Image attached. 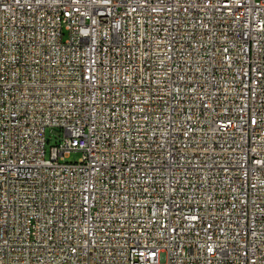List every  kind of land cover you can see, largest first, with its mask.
Wrapping results in <instances>:
<instances>
[{
  "label": "built area",
  "instance_id": "2783aa9c",
  "mask_svg": "<svg viewBox=\"0 0 264 264\" xmlns=\"http://www.w3.org/2000/svg\"><path fill=\"white\" fill-rule=\"evenodd\" d=\"M0 264H264V0H0Z\"/></svg>",
  "mask_w": 264,
  "mask_h": 264
},
{
  "label": "rangeland",
  "instance_id": "374dc122",
  "mask_svg": "<svg viewBox=\"0 0 264 264\" xmlns=\"http://www.w3.org/2000/svg\"><path fill=\"white\" fill-rule=\"evenodd\" d=\"M63 137V135H59V132L55 130L48 129L47 130V157L49 156V148L56 144L60 140V138ZM82 157V153L79 151L72 152L68 159H66V162L68 163H77Z\"/></svg>",
  "mask_w": 264,
  "mask_h": 264
}]
</instances>
